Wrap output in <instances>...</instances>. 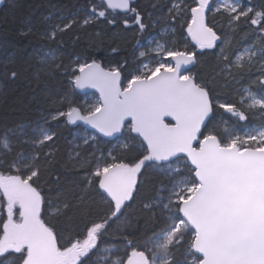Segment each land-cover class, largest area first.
<instances>
[{
	"label": "snow or ice",
	"instance_id": "6c2138e0",
	"mask_svg": "<svg viewBox=\"0 0 264 264\" xmlns=\"http://www.w3.org/2000/svg\"><path fill=\"white\" fill-rule=\"evenodd\" d=\"M132 2L103 0L100 5L91 4L82 20L63 17L67 22L52 25L43 35L56 41L73 26L86 27L99 18L114 25L117 21L108 19L109 10L117 9L133 13L142 33L147 25ZM193 5L172 0L165 22H175L190 11L187 33L198 49H212L221 39L216 26H209L206 20L209 11L221 14L229 28L253 29L257 43L235 53L234 59L221 49L218 60L223 65L220 74L233 80L259 61V76L253 82L260 86L258 92L244 88L238 101L220 102L209 83L198 80L187 67L197 62L195 50H180L159 42L149 50L159 59L129 69L126 82L122 79L126 62L106 69L94 59L80 62L77 56L70 83L74 89H97L99 98L95 103L79 106L68 102L66 110L57 108L31 132L24 124L0 132L3 264H264V124L244 135H239L241 129L234 125L225 137L218 123L224 114L237 122H247L251 111L260 112L264 119V5L259 10L245 6L244 0H217L215 8L210 0H193ZM123 23L128 26V19ZM148 54L142 51L139 56ZM38 55L43 70L53 72L62 67L56 63V49ZM10 75L16 78L18 73L12 71ZM53 103L64 106L62 101ZM61 118L71 125L83 122L103 136L117 139V134L126 129V140L139 139L140 144V152L134 156L127 155V142L119 145L121 155H113L112 150L107 156L93 154L95 166L86 172L87 185L75 203L87 219L82 230L68 236L63 235L57 221L72 205L67 200L47 197L40 183L41 158H54L58 137L46 125L49 119ZM82 140L88 145L96 137ZM17 144L36 151L18 152ZM44 148L48 151H42ZM80 156L79 151L69 153L72 161H79ZM148 167H155L167 177L156 195L139 209L151 225L147 229L151 235L142 241L129 239L130 225L126 222L110 233L122 217L128 220L126 210L135 200L140 177ZM89 188L96 189L108 205L103 215L93 216L88 210ZM118 243L131 250L113 258L111 253ZM180 249L184 252L178 256Z\"/></svg>",
	"mask_w": 264,
	"mask_h": 264
},
{
	"label": "trees",
	"instance_id": "16d2710c",
	"mask_svg": "<svg viewBox=\"0 0 264 264\" xmlns=\"http://www.w3.org/2000/svg\"><path fill=\"white\" fill-rule=\"evenodd\" d=\"M102 2L103 0H7L0 14V132L13 129L19 124L30 127L44 124L45 118L54 114L57 108L61 111L66 110L68 102L85 106L87 95L80 94L70 83L71 70L77 56L87 62L98 60L107 68L117 64L123 65L126 62L123 70L126 81L128 70L136 67L134 58L138 48L154 35L159 34L162 27L168 25L175 30V33L169 37L176 39V47L186 46L187 50L197 52L198 59L192 73L198 80L209 83L220 102L238 101L244 88L250 87L253 92H258L260 86L253 83L259 76L256 66L246 67L241 74L235 76L234 80L225 79L220 74L223 65L218 60L221 49L225 50V55L234 59L235 53L257 43L253 29L229 28V34L224 37L223 29L216 26L217 34L221 37L218 44L212 49H203L199 52L195 42L187 33L188 20L180 17L175 22H165L172 0H133L132 7L140 12L143 22L147 25L142 33L134 22L133 13L109 10L108 19L114 18L117 21L114 25L99 18L86 27H81L80 24L73 26L62 35H58L56 41L47 39L43 35L52 25L67 22L62 19L63 17L82 20L89 14L88 9L91 4L100 5ZM185 3L189 7L194 6L193 0H185ZM244 5L259 10L264 5V0H244ZM125 19L129 21L128 26L123 23ZM223 21L226 23L225 19ZM208 23L210 26L213 25V18L210 16ZM113 48L118 51L113 53ZM49 49H56L58 57L56 63L62 65L58 71L49 72L42 69L38 53L42 54ZM142 62L143 59L136 65ZM12 71L18 73L16 78L11 77ZM53 100L62 101L64 106L60 107L59 103L54 104ZM247 114V122H237L235 117L224 114L222 122L221 118H218L219 131L227 137V134L223 133V127L233 128L235 125L241 129L239 133L243 135L245 131L252 132L256 126L264 124L261 113L251 111ZM46 126L56 131L58 137L54 158H49L50 162L41 158L43 175L40 183L47 197L53 201L67 200L72 205L66 215L57 221L63 230V235L68 236L69 233L82 230L87 219L82 217L83 209L75 207V203L81 189L87 185L84 179L86 172L95 166L92 162L93 154L97 157L101 153L107 156L112 150L113 155H121L119 145L127 142L130 146L127 155L134 156L140 152V144L139 139L126 140L125 130L117 140L107 141L98 137L94 142L90 141L88 145H83L82 136H93V133L83 126L67 124L63 118L59 121L49 119ZM20 139L22 140L23 137ZM78 145L80 147H76ZM96 148H99V153H94ZM73 150L81 153L79 161L69 159V153ZM16 151L31 153L36 149L17 144ZM42 151L47 152L48 149L44 148ZM57 177L60 178L59 182ZM166 180L167 177L155 170V167L143 170L139 191L126 210L128 220L125 221L122 217L121 221L113 225L110 233L122 222H126L130 225L127 233L129 239L142 241L146 236L151 235V232L147 231L151 225L146 223L145 214L139 209L156 195L161 183ZM87 195L88 210L93 216L103 215L108 205L104 203L100 193L94 188H89ZM132 228L135 230L133 231ZM130 250L124 243H118L111 255L113 258L124 256L125 251ZM183 252L184 249H180L177 255ZM95 259L94 256L93 260ZM0 264H3L2 259Z\"/></svg>",
	"mask_w": 264,
	"mask_h": 264
},
{
	"label": "rangeland",
	"instance_id": "374dc122",
	"mask_svg": "<svg viewBox=\"0 0 264 264\" xmlns=\"http://www.w3.org/2000/svg\"><path fill=\"white\" fill-rule=\"evenodd\" d=\"M184 4L186 5L185 0H184ZM171 5H172V2H171ZM210 6L212 8H215L217 6V0H210ZM209 16L213 18V24L215 26L221 27L223 29L224 37H227V35L229 34L228 33L229 32V27L223 21L224 17L221 14H215L214 12H211V11H209ZM181 17L184 18L185 20H190V18H191L190 11L186 15H182ZM174 33H175V30L170 25H168L166 27H162V29H161L159 34L154 35L148 42H146L145 44L141 45L138 48V50H137L136 57L134 58V63H135V66H136L135 68L140 66V64L139 65H136V64L141 59H143L142 63H149V64L154 63L157 59H159V57L155 54V52L149 51L150 49L155 48L156 42L164 44L167 47H176V44H177L176 39L173 38V37H169L170 35H172ZM248 46H250V45H248ZM248 46L244 47L242 50H244ZM176 48H178V47H176ZM185 48H186V46H182L179 49L180 50H184ZM142 51L148 52L149 54L146 57H140L139 53L142 52ZM80 62H85V60L81 58ZM254 66H256L257 70H258L259 61H257V63ZM74 67H75V65H74ZM98 98H99V95H97L95 93L88 94L85 106L95 103L98 100ZM254 112H257V111H254ZM257 127H259V126H256L255 128H257ZM32 128H34V127H26L25 130L28 131V132H31ZM231 129H232L231 127H223V133L227 134L226 136H228L230 134ZM247 132H250V131H247ZM238 134L241 135L239 132H238ZM87 136H89V135H84L82 137H87ZM93 136L98 138V136L95 135V134H93ZM99 152H100L99 148H96L95 151H94V153H99Z\"/></svg>",
	"mask_w": 264,
	"mask_h": 264
},
{
	"label": "water",
	"instance_id": "95a60500",
	"mask_svg": "<svg viewBox=\"0 0 264 264\" xmlns=\"http://www.w3.org/2000/svg\"><path fill=\"white\" fill-rule=\"evenodd\" d=\"M7 3V0H0V14H1V11L2 9L5 7ZM119 10V9H117ZM119 11H122L124 12L123 10H119ZM208 18H209V12L207 13V16H206V20L208 22ZM210 26V25H209ZM219 40L216 42V45L218 44ZM198 51L200 52L201 49H198ZM98 63H100L98 60H96ZM101 66L103 68H106V66H104L102 63H100ZM196 64V63H195ZM194 65H189L187 66L189 68V70L192 72L193 68H194ZM122 79H124V75H122ZM125 80V79H124ZM80 94L82 95H88V94H91V93H95L97 95H99V91L97 89H94V88H91V87H87V88H84V89H76ZM166 121L170 122L171 121V118L170 117H167L166 118ZM74 126H83L86 130H88L89 132H92L93 134L97 135L99 138L101 139H104V140H107V141H114V140H117V138L114 136V137H106V136H103V134L101 133H98L95 129H92L91 126L89 125H85L83 122H77V125H74ZM126 130V129H125ZM125 132V131H124ZM123 135V133L121 134H117V136H119L121 138V136ZM135 135V134H133Z\"/></svg>",
	"mask_w": 264,
	"mask_h": 264
},
{
	"label": "flooded vegetation",
	"instance_id": "af4514ba",
	"mask_svg": "<svg viewBox=\"0 0 264 264\" xmlns=\"http://www.w3.org/2000/svg\"><path fill=\"white\" fill-rule=\"evenodd\" d=\"M125 79V78H124ZM126 82V81H125Z\"/></svg>",
	"mask_w": 264,
	"mask_h": 264
}]
</instances>
